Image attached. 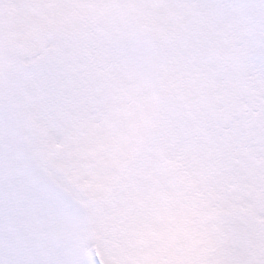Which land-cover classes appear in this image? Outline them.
Segmentation results:
<instances>
[{"label": "snow or ice", "instance_id": "6c2138e0", "mask_svg": "<svg viewBox=\"0 0 264 264\" xmlns=\"http://www.w3.org/2000/svg\"><path fill=\"white\" fill-rule=\"evenodd\" d=\"M0 264H264V0H0Z\"/></svg>", "mask_w": 264, "mask_h": 264}]
</instances>
